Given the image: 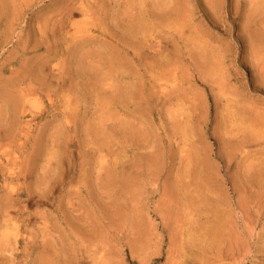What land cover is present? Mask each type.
<instances>
[{
  "label": "rangeland",
  "instance_id": "obj_1",
  "mask_svg": "<svg viewBox=\"0 0 264 264\" xmlns=\"http://www.w3.org/2000/svg\"><path fill=\"white\" fill-rule=\"evenodd\" d=\"M0 111V264H264V0H0Z\"/></svg>",
  "mask_w": 264,
  "mask_h": 264
},
{
  "label": "bare ground",
  "instance_id": "obj_2",
  "mask_svg": "<svg viewBox=\"0 0 264 264\" xmlns=\"http://www.w3.org/2000/svg\"><path fill=\"white\" fill-rule=\"evenodd\" d=\"M25 62H26V61H25ZM20 68H21V67H20ZM82 70H83V69H82ZM23 88H24V87H23ZM13 89L16 90V88H14V87H13ZM22 90H23V89H22ZM17 92H18V91H17ZM12 93H13V92H12ZM19 93H20V91H19ZM23 94H25V93H23ZM20 95H21V94H20ZM21 97H22V96H21ZM18 99H19V98H18ZM19 100H20V99H19ZM13 101H15V102H14L15 105L18 103L17 98H16V99L14 98ZM22 101H23V100H22ZM22 101H21V106L24 104V101H23V104H22ZM21 106H20V107H21ZM20 109H21V108H20ZM3 110H4V109H3ZM20 111H21V110H20ZM0 112H1V111H0ZM1 115H2V114H1ZM0 117H1V116H0ZM5 221H6V220H5ZM6 223H8V222H6ZM15 229H16V228H15ZM49 264H50V263H49Z\"/></svg>",
  "mask_w": 264,
  "mask_h": 264
}]
</instances>
